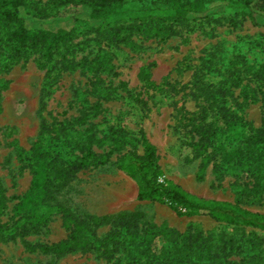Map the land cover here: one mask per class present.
Returning a JSON list of instances; mask_svg holds the SVG:
<instances>
[{
  "label": "rangeland",
  "instance_id": "374dc122",
  "mask_svg": "<svg viewBox=\"0 0 264 264\" xmlns=\"http://www.w3.org/2000/svg\"><path fill=\"white\" fill-rule=\"evenodd\" d=\"M163 1L128 0L102 34L79 36L61 49L57 60L68 64L63 72L43 67L38 52L7 70L0 58V182L8 198L0 217L8 225L0 233V264H148L136 245L128 246L130 233L138 239L144 228L256 235L264 248V230L139 200L138 184L124 167L130 150L143 153L144 132L157 148L160 180L205 204L229 202L264 214V169L252 157L251 139L264 133V101L253 92L244 104L238 97L244 84L264 86V26L203 20L174 23L147 38L155 33H144V23L168 14ZM86 12L61 8L59 22L44 26L71 25ZM117 30L139 47L120 42ZM212 90L226 94L217 100ZM238 148L246 154L234 153ZM38 149L45 153L50 192L16 214L31 188ZM239 158H245L241 166ZM128 220L129 227L122 226ZM76 225L83 226L85 246L62 254L29 247L66 240L68 226ZM154 242L157 249L164 243L159 234Z\"/></svg>",
  "mask_w": 264,
  "mask_h": 264
},
{
  "label": "trees",
  "instance_id": "16d2710c",
  "mask_svg": "<svg viewBox=\"0 0 264 264\" xmlns=\"http://www.w3.org/2000/svg\"><path fill=\"white\" fill-rule=\"evenodd\" d=\"M127 2L128 0H48L46 2L0 0V58L4 59L2 69H9L11 64L19 62L25 54L38 52L43 59L41 62L43 67L50 65L63 72L68 64L66 59L62 62L57 60L61 49L65 46L69 47L79 36L102 34L108 19L125 8ZM163 3L166 4L164 11L169 10L168 14L152 17L154 21L150 19L148 23H144L146 26L143 29L144 33L147 30L155 33L149 34L147 38L159 36L161 29L172 26L174 23L185 25L203 20L222 21L229 27H239L244 21L250 20L255 26H264V0H165ZM69 6L85 8L86 18L73 17V21L69 20L71 25H60L54 28L44 26L52 24L54 20L59 22L61 8ZM219 14L223 16L217 17L216 15ZM115 36L122 43L139 47L119 30L115 32ZM233 74L236 78L241 75L240 72H233ZM141 76L145 77L146 73L142 72ZM262 86L263 84L254 88L244 84L238 96L242 98V104L248 101L251 92L255 99L264 101V96L258 97L262 93ZM226 90L229 93L230 89ZM226 90H212L210 95L219 100L218 93L224 96ZM204 112L206 113L207 110ZM193 115L194 113H191V120H196V115ZM196 128L200 130L201 126L196 125ZM263 128L261 131L264 132ZM140 139L144 146L143 153L138 154L136 150H130L127 153L128 161L124 164L138 184L139 200L167 202L174 205L183 215H207L216 221L264 230V214L262 213L253 212L229 202L205 204L193 198L182 186L160 180L162 170L158 164L157 148L148 141L144 132ZM140 139H136L134 148ZM251 139L254 145L252 157L256 163H262L263 170L264 133L258 137L254 135ZM36 152L34 156V161H37L36 173L30 190L15 206L16 214L23 213L30 203L37 202L43 194L50 192L51 177L47 174L44 180V173H42L46 165L45 153L43 155L39 149ZM234 153L243 156L246 154L240 148ZM41 155L42 160H39ZM239 159L238 165L241 166L245 158L242 163H239L241 158ZM7 200L0 182V217L7 207ZM129 224L130 220L125 221L122 226L129 227ZM7 226L6 223L0 222V233H4L8 229ZM68 227L70 233L66 240L51 245L28 243L30 249L62 254L85 246L84 243L80 244L79 240L80 228L83 226ZM125 229L130 230V228ZM157 234L162 236L164 242L158 249L154 242V235ZM137 236L130 233L128 246L136 245L134 248L140 251L138 255L147 257L148 264H264V248H262L261 239L256 235L215 238L212 235L205 236L203 231L198 229L181 232L176 229L160 228L155 234L151 228H144L143 235H139L138 239Z\"/></svg>",
  "mask_w": 264,
  "mask_h": 264
}]
</instances>
